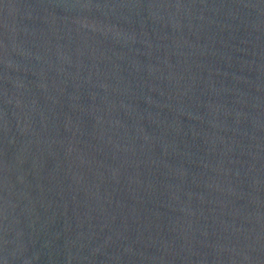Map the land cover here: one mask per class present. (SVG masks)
I'll use <instances>...</instances> for the list:
<instances>
[{
    "label": "water",
    "instance_id": "obj_1",
    "mask_svg": "<svg viewBox=\"0 0 264 264\" xmlns=\"http://www.w3.org/2000/svg\"><path fill=\"white\" fill-rule=\"evenodd\" d=\"M0 264H264V0H0Z\"/></svg>",
    "mask_w": 264,
    "mask_h": 264
}]
</instances>
